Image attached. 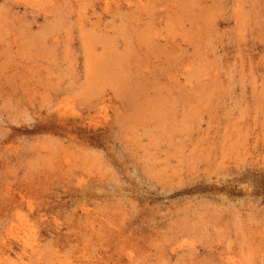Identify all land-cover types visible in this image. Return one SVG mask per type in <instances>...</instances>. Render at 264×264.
Returning <instances> with one entry per match:
<instances>
[{
  "label": "rangeland",
  "instance_id": "rangeland-1",
  "mask_svg": "<svg viewBox=\"0 0 264 264\" xmlns=\"http://www.w3.org/2000/svg\"><path fill=\"white\" fill-rule=\"evenodd\" d=\"M0 264H264V0H0Z\"/></svg>",
  "mask_w": 264,
  "mask_h": 264
},
{
  "label": "bare ground",
  "instance_id": "bare-ground-1",
  "mask_svg": "<svg viewBox=\"0 0 264 264\" xmlns=\"http://www.w3.org/2000/svg\"><path fill=\"white\" fill-rule=\"evenodd\" d=\"M116 73H117V71H116Z\"/></svg>",
  "mask_w": 264,
  "mask_h": 264
}]
</instances>
